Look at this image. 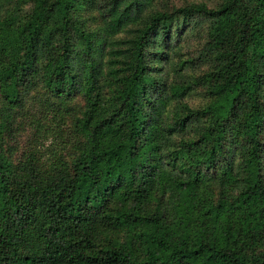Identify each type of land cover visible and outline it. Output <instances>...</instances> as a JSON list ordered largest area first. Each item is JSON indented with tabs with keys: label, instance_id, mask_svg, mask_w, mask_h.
Here are the masks:
<instances>
[{
	"label": "trees",
	"instance_id": "16d2710c",
	"mask_svg": "<svg viewBox=\"0 0 264 264\" xmlns=\"http://www.w3.org/2000/svg\"><path fill=\"white\" fill-rule=\"evenodd\" d=\"M0 264H264V0H0Z\"/></svg>",
	"mask_w": 264,
	"mask_h": 264
},
{
	"label": "rangeland",
	"instance_id": "374dc122",
	"mask_svg": "<svg viewBox=\"0 0 264 264\" xmlns=\"http://www.w3.org/2000/svg\"><path fill=\"white\" fill-rule=\"evenodd\" d=\"M167 1L169 2L170 5L174 4L176 6L184 5L190 1H196V2L203 1L206 2L209 6H213L218 0H167ZM200 39H201L200 35L197 34H189L188 36H186L181 44V49H182L181 52L186 56L188 53L194 51L195 47H197V45L199 44Z\"/></svg>",
	"mask_w": 264,
	"mask_h": 264
}]
</instances>
